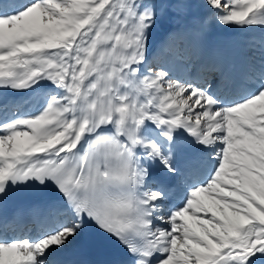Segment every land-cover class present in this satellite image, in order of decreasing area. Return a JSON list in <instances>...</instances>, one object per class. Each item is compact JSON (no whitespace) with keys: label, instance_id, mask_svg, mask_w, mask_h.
Wrapping results in <instances>:
<instances>
[{"label":"snow or ice","instance_id":"obj_1","mask_svg":"<svg viewBox=\"0 0 264 264\" xmlns=\"http://www.w3.org/2000/svg\"><path fill=\"white\" fill-rule=\"evenodd\" d=\"M0 264H264V0H0Z\"/></svg>","mask_w":264,"mask_h":264}]
</instances>
